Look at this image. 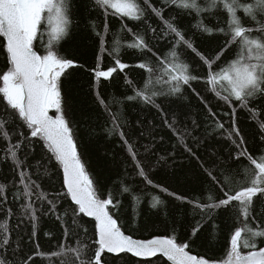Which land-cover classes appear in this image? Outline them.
<instances>
[{
  "label": "snow or ice",
  "instance_id": "1",
  "mask_svg": "<svg viewBox=\"0 0 264 264\" xmlns=\"http://www.w3.org/2000/svg\"><path fill=\"white\" fill-rule=\"evenodd\" d=\"M81 30L96 40L102 109L88 132L125 153L111 187L88 171L69 118L85 65L63 48ZM0 58V264H264V0H0ZM121 79L123 94L105 98ZM192 171L191 197L155 179ZM144 208L171 217V234L134 238ZM45 219L60 230L50 252L37 239ZM222 235L221 259L193 254Z\"/></svg>",
  "mask_w": 264,
  "mask_h": 264
},
{
  "label": "trees",
  "instance_id": "2",
  "mask_svg": "<svg viewBox=\"0 0 264 264\" xmlns=\"http://www.w3.org/2000/svg\"><path fill=\"white\" fill-rule=\"evenodd\" d=\"M110 20L112 31H116L119 28L118 18L111 17ZM125 22L128 21L125 20ZM184 22L188 23L187 18ZM129 26H131V23H129ZM210 44L211 42H208V44L205 45V48ZM96 50L97 45L95 38L87 35L82 30L64 44L63 52L68 55H75L77 60L85 65L83 69L74 72L71 78V83L69 85V103L71 105L69 118L73 120L78 152L80 153L82 160L85 162L88 171L93 177L98 178L102 185L111 187L113 182L116 181L121 174L122 169L119 167V161L125 157V153L116 147V145L119 144L118 139L110 141L107 140L104 135H90L85 121V117H92L102 112V109L95 99L92 87L93 78L89 71L94 67ZM187 58L194 64L198 63V59L194 54H188ZM125 62H128L127 56H125ZM105 63H107V60ZM131 75L135 76L136 73H131ZM121 76H123V74H121ZM195 86L198 90L203 91L202 84H196ZM101 92L105 98H108L113 94L121 96L123 94L122 79L112 83L105 82L101 87ZM192 102L196 103L194 97ZM129 114L134 120L135 113L130 111ZM92 123L95 125L96 122L93 121ZM239 123L244 127V130L249 137L255 134V122L248 119L246 113H239ZM113 154H115V159H113ZM155 179L165 185H170V187L175 189L179 194H184L189 197L197 195L199 191V180L195 171L187 173L185 176L181 177L178 182L171 177L164 176L163 174L157 176ZM0 181H2V178H0ZM61 181L62 173L54 179L55 190H60ZM129 214L128 204L125 202V219H127ZM0 222H3L2 217H0ZM16 222V218H12L11 226L15 227ZM170 224L171 217H165L162 213L156 215L154 214V211H148L147 208H144L141 226L139 230L132 231L131 234L136 238H150L154 235H170L171 230L168 227ZM134 227V225H129L130 229ZM50 230L54 231L56 239L45 236V232ZM28 231L29 229L25 227L24 232ZM225 231L227 232V229ZM25 239H27V237H25ZM37 239L42 251H53L56 249L57 243L60 240V230L55 228L51 221L45 219L41 224V230L38 233ZM24 247L26 255L31 254L34 250V245L32 244H26ZM226 247V235H222L219 240L212 241L202 238L193 253L195 254L196 252H199L206 258L212 257L213 259H221L225 254ZM137 259L138 258L131 257V255L128 254L129 264H135ZM36 264H47V261L37 259Z\"/></svg>",
  "mask_w": 264,
  "mask_h": 264
},
{
  "label": "water",
  "instance_id": "3",
  "mask_svg": "<svg viewBox=\"0 0 264 264\" xmlns=\"http://www.w3.org/2000/svg\"><path fill=\"white\" fill-rule=\"evenodd\" d=\"M153 237V236H152ZM152 237H150V238H152ZM134 238H136V237H134ZM194 254V253H193Z\"/></svg>",
  "mask_w": 264,
  "mask_h": 264
}]
</instances>
